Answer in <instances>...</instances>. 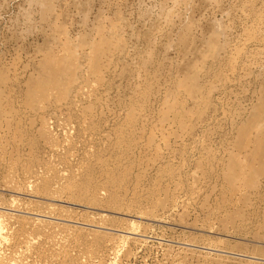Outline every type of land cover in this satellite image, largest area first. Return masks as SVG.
Wrapping results in <instances>:
<instances>
[{
    "label": "rangeland",
    "instance_id": "rangeland-1",
    "mask_svg": "<svg viewBox=\"0 0 264 264\" xmlns=\"http://www.w3.org/2000/svg\"><path fill=\"white\" fill-rule=\"evenodd\" d=\"M0 264H264V0H0Z\"/></svg>",
    "mask_w": 264,
    "mask_h": 264
},
{
    "label": "bare ground",
    "instance_id": "bare-ground-1",
    "mask_svg": "<svg viewBox=\"0 0 264 264\" xmlns=\"http://www.w3.org/2000/svg\"><path fill=\"white\" fill-rule=\"evenodd\" d=\"M91 45V44H90ZM98 50H101V48H100V46L97 44V43H95L94 45H93V49H92V52L93 53H95V52H97ZM57 83V80H56V78L55 77H53V76H51V77H49L48 78V80H46L44 83L43 82H41V83H39L38 85H42V87H40L39 88V91L40 92H46L45 90L46 89H48V88H50V87H55L54 85ZM255 137V136H254ZM253 138V137H252ZM249 139V138H248ZM255 140H258V138H257V136H256V139ZM255 143H256V141H254Z\"/></svg>",
    "mask_w": 264,
    "mask_h": 264
}]
</instances>
